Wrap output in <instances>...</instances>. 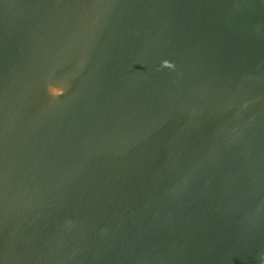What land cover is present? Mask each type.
Masks as SVG:
<instances>
[{"label": "water", "instance_id": "obj_1", "mask_svg": "<svg viewBox=\"0 0 264 264\" xmlns=\"http://www.w3.org/2000/svg\"><path fill=\"white\" fill-rule=\"evenodd\" d=\"M0 264H264V0H0Z\"/></svg>", "mask_w": 264, "mask_h": 264}]
</instances>
